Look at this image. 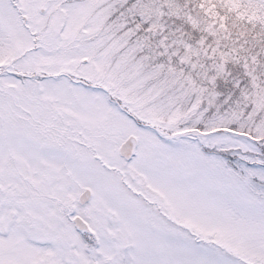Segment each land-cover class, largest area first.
<instances>
[{"label":"snow or ice","instance_id":"6c2138e0","mask_svg":"<svg viewBox=\"0 0 264 264\" xmlns=\"http://www.w3.org/2000/svg\"><path fill=\"white\" fill-rule=\"evenodd\" d=\"M0 264H264V0H0Z\"/></svg>","mask_w":264,"mask_h":264}]
</instances>
